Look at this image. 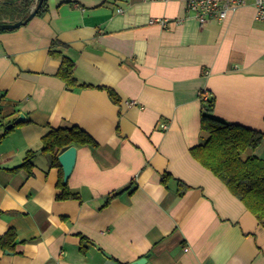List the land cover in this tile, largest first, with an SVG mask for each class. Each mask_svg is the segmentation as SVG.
<instances>
[{
	"label": "crops",
	"instance_id": "1",
	"mask_svg": "<svg viewBox=\"0 0 264 264\" xmlns=\"http://www.w3.org/2000/svg\"><path fill=\"white\" fill-rule=\"evenodd\" d=\"M188 1L46 0L0 31V235L18 241L0 264H264V228L189 152L204 92L215 117L264 132V23L246 0L200 26ZM50 52L91 88L68 89ZM72 126L97 147L75 146L65 184L77 198L59 201L62 168L41 139ZM28 151L31 174L10 172ZM249 155L264 160V136Z\"/></svg>",
	"mask_w": 264,
	"mask_h": 264
},
{
	"label": "trees",
	"instance_id": "2",
	"mask_svg": "<svg viewBox=\"0 0 264 264\" xmlns=\"http://www.w3.org/2000/svg\"><path fill=\"white\" fill-rule=\"evenodd\" d=\"M35 4H38L37 0H5L0 3V18H2L0 24H11L26 20ZM11 6L16 8L14 12H9ZM46 8V0H42L41 4L36 6L34 17L41 16ZM50 54L60 58V66L56 75L66 84L68 89L91 88V86L78 83L74 76V63L70 59L53 52H50ZM106 92L113 102H118L113 90L106 89ZM206 94L207 97L204 94L200 97L201 141L198 145L190 148V155L220 180L232 196L238 199L258 224L264 228V160L253 155L246 156L247 152L254 150L259 145L264 132L245 128L215 117L213 115L214 96L207 92ZM16 125L18 124L6 128L4 135L10 133ZM71 146L95 148L97 143L86 132L76 126L68 129L57 128L52 129L42 137L40 151L50 157L52 165L58 166L57 156ZM35 157L36 153L34 151H28L22 163L9 171H25L31 174ZM170 180L176 181L178 185L177 193L181 197L186 190V186L168 173H163L160 181L163 185H166ZM58 188L60 192L56 194V200L63 201L77 198V194L70 192L67 185L62 182V175H60ZM125 191H128V189L121 190L117 194ZM17 245L15 230L9 229L6 233L0 235V250L14 252Z\"/></svg>",
	"mask_w": 264,
	"mask_h": 264
},
{
	"label": "built area",
	"instance_id": "3",
	"mask_svg": "<svg viewBox=\"0 0 264 264\" xmlns=\"http://www.w3.org/2000/svg\"><path fill=\"white\" fill-rule=\"evenodd\" d=\"M245 2L246 0H189L186 4V13L194 18L200 26H203L212 20L224 21L229 14L234 13ZM254 8L255 20L264 23V0H254ZM119 12H122V10H119ZM157 22L163 27L166 26L164 20H157ZM151 23L153 22L151 21ZM202 94L208 96L205 92ZM126 104L132 106L135 102L130 101ZM161 127L165 128L164 125H161Z\"/></svg>",
	"mask_w": 264,
	"mask_h": 264
},
{
	"label": "water",
	"instance_id": "4",
	"mask_svg": "<svg viewBox=\"0 0 264 264\" xmlns=\"http://www.w3.org/2000/svg\"><path fill=\"white\" fill-rule=\"evenodd\" d=\"M38 4L40 5L42 0H37ZM36 4L31 8V11L29 15L27 16L26 20L24 21H18L15 23L11 24H0V31H5V30H14L19 28L20 26H23L27 24L35 15V9H36ZM25 121L23 115H19L17 118L16 122H22ZM10 127V126H9ZM57 161L59 162L61 168H62V173H63V183L65 184L74 168V164L76 161V148L74 146L68 147L64 151H62L58 156H57ZM105 256L108 257L107 254H104ZM148 256H145L144 258H140L137 261L131 263V264H142L146 261Z\"/></svg>",
	"mask_w": 264,
	"mask_h": 264
},
{
	"label": "rangeland",
	"instance_id": "5",
	"mask_svg": "<svg viewBox=\"0 0 264 264\" xmlns=\"http://www.w3.org/2000/svg\"><path fill=\"white\" fill-rule=\"evenodd\" d=\"M15 9L16 8L14 6H11L9 12H14ZM0 21H2V18H0Z\"/></svg>",
	"mask_w": 264,
	"mask_h": 264
}]
</instances>
